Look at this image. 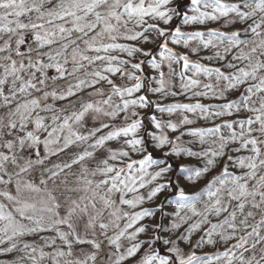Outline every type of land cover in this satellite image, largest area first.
Returning a JSON list of instances; mask_svg holds the SVG:
<instances>
[{
  "label": "snow or ice",
  "instance_id": "snow-or-ice-1",
  "mask_svg": "<svg viewBox=\"0 0 264 264\" xmlns=\"http://www.w3.org/2000/svg\"><path fill=\"white\" fill-rule=\"evenodd\" d=\"M0 257L264 264V0H0Z\"/></svg>",
  "mask_w": 264,
  "mask_h": 264
},
{
  "label": "trees",
  "instance_id": "trees-1",
  "mask_svg": "<svg viewBox=\"0 0 264 264\" xmlns=\"http://www.w3.org/2000/svg\"><path fill=\"white\" fill-rule=\"evenodd\" d=\"M115 54V53H114ZM193 59H196V57H192ZM178 69V66H177ZM165 71L167 72V68H165ZM201 79L203 80L204 78L201 77ZM178 77L177 78H173V83L176 84V86L178 87ZM119 82V81H118ZM155 86V85H153ZM175 90V89H174ZM154 101H158L161 104H172V103H195L197 99H200L202 103L208 104V103H217V101H213L209 98H196V97H192L191 93H188L187 95H177V96H169L167 98L164 97H160L159 95H153L151 97ZM97 99H99V97H97ZM158 118H162V119H171L173 122H178V120L181 118V113L177 112L172 114L171 116H169V114L164 113V114H160V113H156ZM184 115H188L190 119L195 120V123L193 125H190L188 127H201V126H211V124L213 123V121H202V120H198L196 119V117L191 114V113H184ZM225 119H227V117H225ZM219 120L214 121V123H219ZM191 139V137H183L182 140H189ZM119 142H112V146L115 147ZM187 146V145H185ZM204 147H207V145H205ZM195 150V149H194ZM184 163L189 164V165H196L197 161L195 158H189L187 156L184 157L183 160ZM153 169H149V171L151 172ZM143 191V190H142ZM150 202L146 201V206L149 205ZM158 219V217H157ZM152 218H148L147 222H151ZM131 231V230H130ZM111 234V233H110ZM107 249V248H106ZM198 255H203L204 253H208L211 254L212 251H214L215 249H213L211 246H208L206 248L203 249H199L196 250ZM108 251V250H107ZM185 251H187V249H185ZM9 259V257H0V260H6ZM99 263V262H98ZM103 264V263H100Z\"/></svg>",
  "mask_w": 264,
  "mask_h": 264
},
{
  "label": "rangeland",
  "instance_id": "rangeland-1",
  "mask_svg": "<svg viewBox=\"0 0 264 264\" xmlns=\"http://www.w3.org/2000/svg\"><path fill=\"white\" fill-rule=\"evenodd\" d=\"M49 187H51V185H49ZM5 202H6V201H5ZM123 225H124V222L122 221V222H121V227H123ZM106 254H107V249L105 248V249H104V252H103V255L106 256ZM100 263H103V262L101 261V262H99L98 264H100Z\"/></svg>",
  "mask_w": 264,
  "mask_h": 264
}]
</instances>
